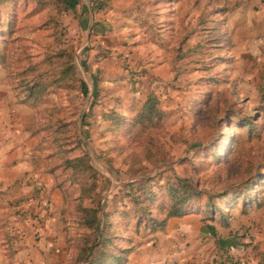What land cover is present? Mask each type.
I'll return each instance as SVG.
<instances>
[{
    "label": "rangeland",
    "instance_id": "obj_1",
    "mask_svg": "<svg viewBox=\"0 0 264 264\" xmlns=\"http://www.w3.org/2000/svg\"><path fill=\"white\" fill-rule=\"evenodd\" d=\"M84 1L97 5L104 18L109 17L111 24L121 27L119 31L123 34H116L119 37L110 41L114 45L96 43L98 52L92 59L94 63L88 66L83 63L82 49L87 28L80 29L76 25V12L68 13L61 0H16L8 7L7 18L14 23L4 46L5 62H0V81L7 79L12 87L8 71L15 70V60L22 56L25 46L27 52L36 55L43 44L59 38L75 52L74 62L80 79V84L75 82L74 91L67 94L58 90L48 98L61 106L62 114L69 112L67 100L78 105L80 111H85L92 97L91 89H94L91 69L94 64L100 67L106 57L123 60L130 75V89L137 93L136 107L141 105L149 91L158 95L160 107L165 112L159 127L147 126L144 130L128 128L114 135L110 132V136L96 140L94 137L101 131L92 135L86 129L81 130L80 114L74 116L83 141L82 149L66 156L80 154L81 150L88 153L86 165L92 166L105 178L102 195H107L125 178L123 156L113 149L116 140L121 144L130 141L129 149L142 158L146 151L152 154V161L144 160L142 163L145 174H157V178L173 173L187 176L193 182L198 181L200 188L208 192L236 186L246 179L251 167L264 166V0ZM222 7L228 11H216L213 21L207 23L215 26L216 31L202 30L197 23L200 12ZM57 16L63 28L56 36L55 30L43 27V22ZM208 38L212 40L201 50L178 57L188 46ZM213 44L222 47L216 49ZM157 64H166L168 72L172 73L166 78L150 74ZM98 85L99 82L97 88ZM248 118L255 125H246ZM149 138L153 139L152 144L148 142ZM49 149L56 150V144L51 141ZM68 172L62 168L58 171L61 183H64ZM77 180L71 185L66 182L68 187L64 189L68 202L63 237L66 257L59 264H82L78 260L79 239L87 234V230L77 225L76 205L79 201L76 197L79 185L90 181L86 175H79ZM261 196L264 199V193ZM202 201L195 203V209L203 208ZM88 202L85 200L83 204ZM230 212L234 209L231 208L228 214ZM207 214L200 211L197 216L184 219V223L175 224L172 229L177 228L179 237L176 240L160 234L155 237L156 234L149 233L142 226L136 230L125 217H115L122 236L116 242L121 246L131 243L133 250L147 245L166 248L189 245L195 238L188 235L208 234L218 226V222L208 219ZM233 224L230 232H244L239 218H235ZM203 244L208 246V242ZM242 262L253 264L251 258Z\"/></svg>",
    "mask_w": 264,
    "mask_h": 264
},
{
    "label": "trees",
    "instance_id": "obj_2",
    "mask_svg": "<svg viewBox=\"0 0 264 264\" xmlns=\"http://www.w3.org/2000/svg\"><path fill=\"white\" fill-rule=\"evenodd\" d=\"M15 1L0 0V62L2 63L5 62V42L14 23V20L7 18L8 7H11ZM61 2L66 9L72 10L80 4V0H61ZM219 9H203L200 12L197 23L201 25L202 30L216 31L215 26H208L207 23L209 20L213 21L212 17L216 11L223 13L228 11L225 7ZM27 14L30 15V13ZM45 26L55 30L56 36L63 28L59 16L47 18L43 22V27ZM92 30H98L96 24L92 26ZM58 39L54 38L51 42L43 44L40 53L36 55L27 52L25 46L22 56L15 60L17 62L15 70L8 71V76L12 79V88L19 102L34 108L41 107L46 119L45 133L56 144L58 167L69 171L64 182L70 185L76 183L79 175H86L90 181L89 184L79 185V194L76 197L79 201L76 205L77 225L87 230V234L79 239V262L81 261L82 264H127L134 246L131 243L121 246L116 242L122 236L119 234L120 228L115 217H125L130 226L136 230L142 226L148 229L149 233L156 234L165 232L169 219L173 217H183L204 211L208 213V219L216 220L222 226H228L232 216V212L228 214V211L231 208L238 207L241 213H248L250 209L264 205V199L261 196L264 193L263 165L251 167L246 179L236 186L208 192L200 188L198 181L193 182L187 176L173 173L157 178V174H145L143 172L145 166L142 163L144 160L152 161V154L146 151L142 158L129 149L130 141L121 144L117 140L113 149L115 148L123 156L125 178L107 195H102L101 187L104 185L105 178L92 166L86 165L89 159L88 153L81 150L80 154L66 156L76 149H82L83 141L75 123V117L80 114L78 105L66 99L70 108L65 115L62 114L59 104H47L48 98L56 91H64L68 94L76 89L75 82L80 84L74 62L75 52ZM210 40L212 39L208 38L188 46L186 50L178 54V57L201 50ZM212 47L221 49L222 45L213 44ZM91 71L94 90L89 105L81 116V130L89 127L88 120L97 102L95 99L98 96L97 84L100 78L96 72V66H93ZM101 117L109 122L107 130L114 135L128 128L131 130L140 127L144 130L147 126L159 127L165 112L160 107L158 95L151 90L145 95L140 106H133L130 114H123L109 108L102 112ZM245 124L253 126L255 122L248 118ZM148 142L152 144L153 139L149 138ZM203 198H205L204 202ZM85 200L89 201L86 205L83 204ZM201 201L203 208L195 209V203ZM216 201L219 203L215 204ZM252 251L254 258L257 259L254 264H264V254L256 246L252 247ZM228 257L227 262L231 264H244L239 259L229 255Z\"/></svg>",
    "mask_w": 264,
    "mask_h": 264
},
{
    "label": "crops",
    "instance_id": "obj_3",
    "mask_svg": "<svg viewBox=\"0 0 264 264\" xmlns=\"http://www.w3.org/2000/svg\"><path fill=\"white\" fill-rule=\"evenodd\" d=\"M72 11L76 25L83 29L86 26L83 42L84 64L92 60L98 52L96 43L114 45L116 34L122 35L111 24L109 17L104 18L99 7L94 3L80 0ZM96 24L98 30H92ZM121 58H104L98 68L100 78L98 99L92 108L90 125L86 129L94 139L102 140L111 133L107 130L109 122L101 117L109 108L123 114H130L136 105L137 93L130 89V75ZM97 66L96 64H94ZM166 64L152 67L150 74L170 75ZM167 70V71H166ZM94 89H91L93 93ZM52 96V95H51ZM51 98V97H50ZM48 100L49 105L58 104ZM86 110V109H85ZM84 110L80 111V117ZM81 119V118H80ZM46 119L41 107L34 108L19 102L7 79L0 81V264H59L65 260L66 247L63 237L66 232V215L68 202L64 189L66 182L58 179V157L55 150H50L51 139L44 130ZM104 136V138L102 137ZM66 184V185H64ZM25 210L27 220L19 212ZM262 211L261 213H259ZM31 216V217H30ZM188 214L169 219L165 232L156 233L172 240L178 239L177 223H184ZM235 218L241 221L244 232L232 230ZM70 225V222L67 223ZM65 225V226H64ZM218 226L208 234L189 236L194 243L180 245L179 248L156 245L140 246L129 255L127 264H231L228 255L239 259L257 261L252 247L256 246L264 254V205L252 208L248 213L234 209L228 226ZM68 229V227H67ZM224 229L226 232L224 233ZM238 229V228H235ZM64 230V231H63ZM214 231V232H213ZM227 233V234H226ZM205 237L204 240L202 237ZM188 242V240H186ZM208 242V246L203 244ZM167 249V250H166ZM251 256V257H250Z\"/></svg>",
    "mask_w": 264,
    "mask_h": 264
},
{
    "label": "built area",
    "instance_id": "obj_4",
    "mask_svg": "<svg viewBox=\"0 0 264 264\" xmlns=\"http://www.w3.org/2000/svg\"><path fill=\"white\" fill-rule=\"evenodd\" d=\"M19 215H20V217H21L22 219H24V220H27L28 217H29V215L27 214V212H26L25 210L20 211V212H19Z\"/></svg>",
    "mask_w": 264,
    "mask_h": 264
}]
</instances>
